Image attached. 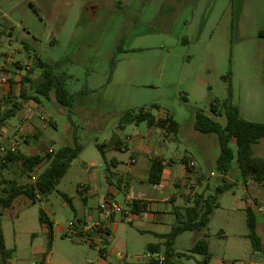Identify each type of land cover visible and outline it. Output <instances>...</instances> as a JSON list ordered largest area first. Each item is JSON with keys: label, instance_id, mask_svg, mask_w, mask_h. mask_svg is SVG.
<instances>
[{"label": "rangeland", "instance_id": "1", "mask_svg": "<svg viewBox=\"0 0 264 264\" xmlns=\"http://www.w3.org/2000/svg\"><path fill=\"white\" fill-rule=\"evenodd\" d=\"M3 15L17 25L15 38L10 36L21 45V56H13L11 68L25 69L32 79L22 91L36 95L33 82L41 79L38 60H42L67 75L66 87L77 96L72 109L59 104L53 94L50 99L39 96L47 127L36 139L22 140L21 146H34L33 154L73 145L75 140L84 147L52 193L35 205L19 198L3 211L6 246L13 251L6 264H154L148 259V245L162 240L122 214L110 222L113 232L103 237L105 242H98L101 246L78 234L83 216L77 188L86 173L84 162L88 171L104 174L97 144L109 143L120 134L125 112L170 113L181 125L179 152L190 151L209 177L198 192L213 195L224 181L210 177L211 172L221 173L216 162L205 163V156L215 160L220 145L217 134L195 131L196 109L225 125L226 117L213 116L211 104L231 97L244 119L264 123V0H0V25ZM8 36L0 49L8 46ZM22 39L30 46H24ZM9 72L8 68L9 83L4 86L8 90L12 86ZM15 97L8 91L0 100L11 102ZM4 108L1 102L0 119L9 109ZM52 119L56 125H50ZM7 123L16 126L19 116ZM4 126L0 121V130ZM124 127V133L131 134L145 131L147 124ZM193 131L198 138L191 135ZM198 141H205L204 151ZM231 147L236 153V144ZM118 155L129 157L126 151ZM254 155L264 158V138L254 146ZM47 165L48 161L43 162L37 173ZM21 168L17 161L4 174L19 183L31 182ZM226 176V182L235 184L219 197L206 231H186L177 238L174 251L184 255L173 256L176 264H200L203 255L191 249L204 233L210 264H264V250L254 249L247 236L243 207L253 195L247 191L237 158ZM247 181L249 188L253 180L248 177ZM42 212L54 223L52 241ZM71 222L75 229L70 228ZM91 236L95 240L96 232ZM102 246L109 251L108 258L99 254Z\"/></svg>", "mask_w": 264, "mask_h": 264}, {"label": "crops", "instance_id": "2", "mask_svg": "<svg viewBox=\"0 0 264 264\" xmlns=\"http://www.w3.org/2000/svg\"><path fill=\"white\" fill-rule=\"evenodd\" d=\"M1 18L4 19V22L0 25V32L3 33L0 44L4 43L3 41L6 33L7 35L11 34V36L15 38L16 28H18L7 15H3ZM15 42L13 46L7 44L8 46L6 48L0 49L1 66L6 62L8 55L21 56V45H19L20 43H18L17 40ZM21 42L26 47L30 46L23 39ZM8 68L10 70V82H12V86L9 90L4 86L1 87L0 98H2V94H7L8 91H10L11 95L14 94L17 97L11 102H8L10 100L9 98L3 99L2 101L0 100V103L2 102V105L5 106L4 110L7 107L9 109L14 108L13 115L10 117L18 115L19 123L16 126L9 125L7 121L10 117L4 120L5 126L0 130V143L4 142L9 144L14 137L22 131H24L25 134V142H28L29 139H36L40 131L44 133L47 127L46 122L48 121V117H41L45 114L40 112L37 101L34 99L26 100L21 97L23 87L22 81L24 77L27 76L25 69L24 71H19V69L11 68L10 65ZM30 69V66L27 67V70ZM165 114L155 116L157 118L172 116L170 113ZM142 123L147 124L146 130L143 132L137 129L131 134H126L124 133L126 127H120V134L111 139L109 143L97 144L98 148L101 146V148H99L100 151L102 149L101 155L104 166L101 164L99 166L105 171L104 174L88 171L89 165L84 162L86 173L81 176L77 188L78 194L81 195L80 209L82 210L83 216L80 219L82 221L81 228L90 229L97 224H102L109 230L110 235L113 232L110 222H113L119 214L111 218L106 217L100 209L104 200L110 198L114 202L123 205L132 204L135 200H138L141 202V205L145 204V210L139 213L132 212L130 215H124V217L131 218L132 222L137 221L142 226L143 231H150L160 238L162 241L150 243L148 247L158 245L160 251H163L165 248V239L161 238V236L170 232L173 225L176 223L177 213H183L186 208L194 204L195 198L200 194L198 190L203 188L209 177L205 176L201 163L190 151L185 149L183 153L179 152L180 141L178 134L181 130L180 124L177 132L163 129L157 125L150 126L146 121L132 124L139 125ZM50 125H56L53 119ZM191 135L198 138L195 136V131L191 132ZM199 145L200 150L204 151L205 141L199 142ZM23 146H25L24 151L21 149ZM53 149L55 148H52V150ZM34 150V146H21L20 142L14 153H17L21 158L43 154L38 152L33 154ZM125 151L129 154L128 159H123L121 155H118L119 153L123 154ZM82 152L79 156L82 155ZM217 158L211 160L209 156H205V163L212 164L217 161ZM153 160L161 161L164 164L159 184H152L149 182V173ZM191 163H194V165ZM92 164L94 165L96 163L93 162ZM212 176H220L222 179H228L226 175H217L214 172H211L210 177ZM230 183L235 184L234 181H230ZM246 184L248 193L250 189L253 197L251 202L247 203L243 209H245L246 215L248 209L253 213L261 250H264V216L260 211V208L264 207V184L252 181L249 188L248 181H246ZM151 186L154 188H151ZM1 187L2 186H0V188ZM173 187L176 190H172ZM203 192L204 191L201 193ZM121 193L125 195L122 200L120 197ZM40 199L42 198H39V200ZM45 216L47 218V215ZM50 222L54 230V223L52 221ZM44 227L45 232L48 234L49 228L45 222ZM105 240L106 243L110 242L108 237ZM102 242L105 241L102 240ZM96 244H98V242H96ZM99 245L100 243L98 245L94 244L96 247ZM102 248L104 249L103 257L108 258L109 251L104 246H102ZM175 253L177 252L175 251ZM106 262L107 260H105V263Z\"/></svg>", "mask_w": 264, "mask_h": 264}, {"label": "trees", "instance_id": "3", "mask_svg": "<svg viewBox=\"0 0 264 264\" xmlns=\"http://www.w3.org/2000/svg\"><path fill=\"white\" fill-rule=\"evenodd\" d=\"M0 32V39L2 37ZM10 36V34H8ZM38 66L42 69V76L37 82H33L35 94L27 95L25 88L21 96L26 100L35 99L40 102L39 96L50 99L52 94L55 100L70 109L74 106L77 96L72 94L66 87L67 75L64 72H55L54 66L48 62L38 60ZM4 68L0 65V74ZM31 82L28 76L22 81L23 87ZM14 108L5 111L1 122L13 115ZM211 113L215 117H226V124L222 125L213 117L204 113L201 109H196L194 129L201 134L215 133L218 136L220 145V155L217 158L216 165L222 175L229 173L232 163L237 158L238 167L247 181L248 177L256 183L264 184V158L254 155V146L264 138V123L254 122L244 119L238 106L234 105L231 97L222 101L216 100L211 104ZM146 121L148 125H157L163 129L177 132L179 123L172 116L157 118L151 111L141 109L138 112L129 110L125 112L120 119V127L132 123H141ZM235 143L237 152L231 147ZM101 148V146H99ZM83 146L77 141L73 145H67L57 150H47L44 154L25 156L21 158L17 153H9L6 156V162L0 164V261L6 264V261L12 257L13 251L6 246L5 235L2 227L3 211L11 208L19 198L26 200L30 205H35L39 198L52 193L63 177L66 175L72 162L80 155ZM102 151V149H101ZM21 161L22 172L28 174L36 168H39L43 162L48 161V165L40 172L36 182L19 183L15 179H8L4 174L10 169V166ZM186 163V161H185ZM164 164L161 161L153 160L149 173V182L159 184ZM223 184L219 185L213 195H206L205 191L200 193L194 201V204L185 209L183 213H177L176 223L170 232L161 236L165 239V248L163 252L167 255L165 264H176L172 258L174 255L183 256L184 254L175 253L174 244L177 238L186 231L204 232L206 231L214 211L219 207V197L230 190L234 184L226 182L223 178ZM63 196L71 204V199ZM135 200L132 205V211L139 213L145 210V204ZM41 219L49 228L48 236L53 240V225L42 212ZM248 237L252 242L253 248L261 250L260 239L256 233V225L253 213L247 210ZM109 234V230H107ZM208 235L198 239L192 247V253L203 255L204 259L200 264H209L211 251L208 242ZM150 251H160V247L149 246ZM99 254L104 255V249L99 247Z\"/></svg>", "mask_w": 264, "mask_h": 264}, {"label": "built area", "instance_id": "4", "mask_svg": "<svg viewBox=\"0 0 264 264\" xmlns=\"http://www.w3.org/2000/svg\"><path fill=\"white\" fill-rule=\"evenodd\" d=\"M6 42L10 46H13L16 43L15 40L11 36L6 37ZM14 63L15 61L13 59V56L8 55L6 58V62L2 65V67L4 68V71L0 74V88L9 83V78L6 75V71L9 65L11 66ZM41 117L46 118L45 115H42ZM24 139H25V134H24V131H22L20 134H17L9 144L0 145V164H3L6 162V156L9 153H14L18 145L20 144V142ZM191 164L194 165V163H191ZM36 169L29 171V175L31 176L32 182H36L40 174V173H37ZM131 205H132L131 203H129L128 205L119 204L117 202H114L110 198H106L104 202L102 203V205L100 206V209L105 214L106 217L111 218L112 216L116 214L130 215L133 212ZM260 211L263 213V216H264V207H261ZM70 228L75 229V223L71 222ZM107 230L108 229L105 228L104 225L102 224H97L91 227L90 229L81 228V225H80L78 234L85 235V237L90 242V244L98 245L96 244V242H102L103 237L108 235ZM92 231L96 232L97 237L95 238V240H93L91 236ZM148 259L150 262H153L154 264H165L167 260V255L163 251H150V254L148 255ZM38 264H41V263H38Z\"/></svg>", "mask_w": 264, "mask_h": 264}]
</instances>
